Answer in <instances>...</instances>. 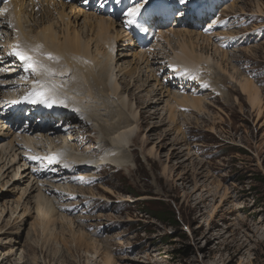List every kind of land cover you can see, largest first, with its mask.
<instances>
[{"label":"bare ground","instance_id":"6f19581e","mask_svg":"<svg viewBox=\"0 0 264 264\" xmlns=\"http://www.w3.org/2000/svg\"><path fill=\"white\" fill-rule=\"evenodd\" d=\"M84 1L12 0L0 8V183L7 180L2 190L20 191L15 205H6L1 210L12 211V217L18 208H24L23 216L35 215L36 222L32 223L40 226L47 235L56 237L58 225H67L74 239L78 238V243L90 242L98 248L102 241L103 248L105 240L89 236L79 220L71 216L74 213L70 211L75 209L61 204L59 198L76 193V196L89 198V202L110 201L105 195L93 193L91 187L75 188L68 182L74 178L84 181L79 173L85 168L105 165L128 170L132 166L134 148H130V143L134 135H138L139 128V113L133 102L136 97L146 98V104L153 108L150 114L161 111L160 125L166 119L173 125L179 116L184 117L180 109L201 115L207 113L209 107H215L213 100H223L227 104L234 91V100L243 97L259 116L262 99L254 81L238 73L236 66H228L232 58L226 50L227 44L248 42L252 37L256 38L252 32L238 39L236 32L226 31L218 35L207 29L203 32L201 26L189 18L188 11L184 16V8L168 0H155L150 5L151 0H139L143 4L141 17L137 24H127L129 31L125 32L111 17L75 5ZM90 1L98 7L102 5L109 15L123 20V23L126 6L137 2ZM244 1L249 0H232L221 10L243 12V7L238 4ZM175 7L181 10L177 16L181 19L173 21L166 31L155 34L154 27H159L151 24L153 15L160 13L167 22L165 12L173 11ZM190 8L197 9L195 5ZM254 8L258 15L264 12L263 1L256 0ZM79 18L80 24L77 23ZM160 20L162 18L157 19V24ZM211 23L209 19L208 24ZM224 27L229 28L225 19L219 28ZM16 44L31 50L30 54L54 72L48 74L41 70L40 74H34L31 70L25 71L23 63L10 54ZM49 53L52 58L47 55ZM128 56L133 58L130 64L125 61ZM203 70L211 77H200L199 72ZM36 80L62 85L57 88V95L67 97L66 106L53 104L48 107L43 102L24 99L38 87ZM226 82L230 85L225 86ZM207 83L208 88L204 91L209 94L202 92ZM216 95L220 98L217 99ZM156 102L158 109H155ZM41 118L46 121L38 123ZM32 120H36L35 124H31ZM86 130L94 134V144L103 147L101 152L91 154L78 149L77 142ZM185 137L182 132V143ZM185 150L184 160H187L192 155L188 147ZM181 153L176 151L178 155ZM33 156L41 159H31ZM51 157L56 159L49 163ZM99 188L113 195L106 186ZM118 199L130 200L128 197ZM3 233L6 234V230ZM2 239L0 248L11 242L7 237L5 243ZM15 250L16 245L12 244L8 256L2 257L0 264H26L22 251L16 258L9 259ZM102 262L115 264L109 253Z\"/></svg>","mask_w":264,"mask_h":264},{"label":"rangeland","instance_id":"374dc122","mask_svg":"<svg viewBox=\"0 0 264 264\" xmlns=\"http://www.w3.org/2000/svg\"><path fill=\"white\" fill-rule=\"evenodd\" d=\"M87 1L75 5L111 17L128 32L120 19ZM255 1L238 4L243 12L221 10L229 28L211 31L216 35L236 32V39L249 32L256 37L234 43L226 50L232 58L228 66H236L238 73L258 86L260 115L243 97L234 100V91L227 104L212 98L215 107H209L207 113L180 109L184 117L179 116L173 125L167 119L160 125L161 111L150 114L153 108L146 104V98L135 96L139 128L130 143L134 148L132 166L128 170L105 165L85 168L79 175L91 180L76 178L68 182L75 188L91 187L93 193L105 195L110 201L89 202V198L76 193L59 198L61 204L75 209L70 211L74 213L71 216L79 220L89 236L105 240L104 247L101 248L102 241L98 248L90 242L78 243L67 225L57 224L56 237L49 236L33 224L35 215L23 216L24 208H18L12 217V211L2 212L4 206L15 205L20 196V191L10 193L5 187L2 190L5 180L0 183V239L5 243L7 237L11 242L0 248V259L7 257L9 247L15 244V254L9 259L22 251L26 264H103L106 253L115 264H264V12L256 14ZM77 20L80 24L81 19ZM163 26L166 31L170 22L160 25ZM132 60V56L125 58L129 64ZM199 73L202 78L211 77L204 70ZM229 85L226 82L225 86ZM207 88L208 83L202 92L209 94L204 91ZM182 132L186 136L183 143ZM94 137L88 130L83 132L78 149L91 154L101 152L103 147L94 144ZM185 147L192 155L187 160ZM176 151L182 153L178 155ZM99 186H106L113 195ZM120 197L130 200H119ZM154 211H161L164 217L173 212L179 224L159 221L151 215Z\"/></svg>","mask_w":264,"mask_h":264},{"label":"snow or ice","instance_id":"6c2138e0","mask_svg":"<svg viewBox=\"0 0 264 264\" xmlns=\"http://www.w3.org/2000/svg\"><path fill=\"white\" fill-rule=\"evenodd\" d=\"M117 4L123 2V0H115ZM182 2V0H181ZM143 4L137 0L133 6H126V11H123L125 17V23L128 25H135L138 22V18L141 17V11ZM42 47V46H41ZM31 50L22 48L19 44L13 45L11 55L17 57L24 65L25 71L31 70L34 74H40L41 70H44L48 74H52L54 70L47 69L40 61H38L34 55L30 54ZM49 58H52L51 54H47ZM36 85L38 86L32 92L27 94L24 99H31L33 103L40 101L51 107L53 104H61L66 106L67 97L59 98L57 95V88L61 87L58 85H50L49 82L45 80H36ZM16 101H13L15 103ZM31 159L39 160L38 156H33ZM49 163L53 162L56 158H48ZM67 166V165H65Z\"/></svg>","mask_w":264,"mask_h":264},{"label":"trees","instance_id":"16d2710c","mask_svg":"<svg viewBox=\"0 0 264 264\" xmlns=\"http://www.w3.org/2000/svg\"><path fill=\"white\" fill-rule=\"evenodd\" d=\"M151 215L163 223H166L168 221L170 224H173V225L179 224V222H178V220H177V218L173 212L170 213L168 217H164L161 211H159V212L154 211V213H151Z\"/></svg>","mask_w":264,"mask_h":264}]
</instances>
